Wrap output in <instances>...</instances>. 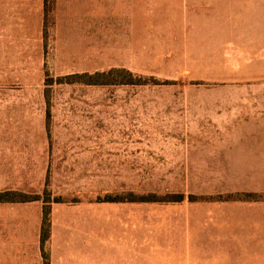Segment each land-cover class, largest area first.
I'll use <instances>...</instances> for the list:
<instances>
[{
	"label": "rangeland",
	"instance_id": "374dc122",
	"mask_svg": "<svg viewBox=\"0 0 264 264\" xmlns=\"http://www.w3.org/2000/svg\"><path fill=\"white\" fill-rule=\"evenodd\" d=\"M83 60L0 56V192L36 199L0 207L31 209L33 222L49 201L54 222L99 226L107 245L119 248V264L232 262L223 241L236 222L228 209L264 196L248 195L250 185L234 175L241 169L211 166L210 130L226 103L234 126L264 116V73H134L149 84L73 83L108 73L68 70ZM154 128L171 134L155 136L156 145L151 137L123 141ZM82 138L104 141L96 151L76 150ZM171 195L184 200L165 202ZM154 196L161 202L137 200Z\"/></svg>",
	"mask_w": 264,
	"mask_h": 264
},
{
	"label": "crops",
	"instance_id": "0c3cea01",
	"mask_svg": "<svg viewBox=\"0 0 264 264\" xmlns=\"http://www.w3.org/2000/svg\"><path fill=\"white\" fill-rule=\"evenodd\" d=\"M0 56L86 57L84 67L68 69L81 72L264 73V0H0ZM218 109L211 166L241 169L234 175L250 185L248 195L264 196V116L234 126L230 105ZM155 129L123 141L138 145L151 137L156 145L155 136L171 134ZM77 140L76 150L96 151L104 138ZM7 204L14 203H0ZM231 206L236 222L223 239L232 250L227 264H264V200ZM31 211L0 207V264H44L43 217L39 211L28 221ZM100 231L56 223L52 210L50 264H119V248Z\"/></svg>",
	"mask_w": 264,
	"mask_h": 264
},
{
	"label": "trees",
	"instance_id": "16d2710c",
	"mask_svg": "<svg viewBox=\"0 0 264 264\" xmlns=\"http://www.w3.org/2000/svg\"><path fill=\"white\" fill-rule=\"evenodd\" d=\"M112 78L111 80H103V78ZM114 77H120L122 80H116ZM77 81L73 83H81V84H87V85H148L149 81L144 80L142 78H137L135 74L129 72V71H123V70H112L108 73H99L94 75L84 74V75H77L75 77ZM99 79H101L99 81ZM14 193L10 191H5L0 193V203L6 204V203H25V202H32L36 199H16L13 196ZM154 199L149 198H143V199H137L140 200L139 202H161L157 199V197H153ZM109 202H119V203H127V202H138L136 199L126 200V199H109ZM184 200L183 195H171L168 200L165 202L167 203H178L182 202ZM163 201V200H162ZM59 203V202H58ZM52 206H50L49 201H46L45 208L43 210V222H42V232H41V245H42V254L44 259V264H50V255L46 251V244L50 239L51 236V226L52 221L50 219L52 214Z\"/></svg>",
	"mask_w": 264,
	"mask_h": 264
}]
</instances>
